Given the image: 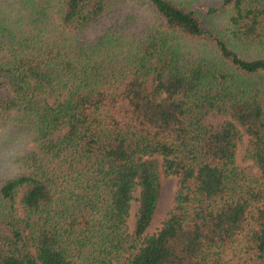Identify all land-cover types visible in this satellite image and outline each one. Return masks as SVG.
Masks as SVG:
<instances>
[{"label": "trees", "instance_id": "obj_1", "mask_svg": "<svg viewBox=\"0 0 264 264\" xmlns=\"http://www.w3.org/2000/svg\"><path fill=\"white\" fill-rule=\"evenodd\" d=\"M1 126L0 264H264V0H0Z\"/></svg>", "mask_w": 264, "mask_h": 264}, {"label": "rangeland", "instance_id": "obj_2", "mask_svg": "<svg viewBox=\"0 0 264 264\" xmlns=\"http://www.w3.org/2000/svg\"><path fill=\"white\" fill-rule=\"evenodd\" d=\"M210 19V18H209ZM215 22L219 23V27L223 26V16L218 15L215 17ZM223 119V116L215 111L207 114L204 119V124L215 125ZM62 131L59 132L61 134ZM247 139L243 134L241 141L238 144L236 151L235 162L237 166L243 170L245 174L251 177H257L259 175L257 168L253 162L244 156V149L246 147ZM31 143L26 139L25 136L15 131L9 126L0 127V180L12 173L14 169V159L20 156ZM177 179L174 176H161L160 177V196L157 204V208L154 217L148 227V232H154L159 226L164 218L166 212L170 208L173 197L176 191ZM24 188L18 191L15 200V209L17 216H23L21 206L19 204V199ZM138 188L136 187L133 191V198L130 201L129 216L127 218L128 232H132L133 224L135 220V213L138 207Z\"/></svg>", "mask_w": 264, "mask_h": 264}]
</instances>
